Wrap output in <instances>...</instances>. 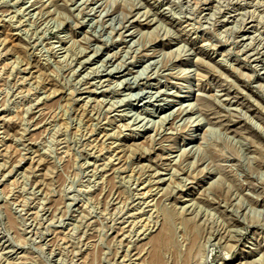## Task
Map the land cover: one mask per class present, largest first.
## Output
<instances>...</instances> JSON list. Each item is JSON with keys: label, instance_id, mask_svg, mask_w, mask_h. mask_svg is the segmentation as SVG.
Returning a JSON list of instances; mask_svg holds the SVG:
<instances>
[{"label": "rangeland", "instance_id": "1", "mask_svg": "<svg viewBox=\"0 0 264 264\" xmlns=\"http://www.w3.org/2000/svg\"><path fill=\"white\" fill-rule=\"evenodd\" d=\"M0 264H264V0H0Z\"/></svg>", "mask_w": 264, "mask_h": 264}, {"label": "bare ground", "instance_id": "2", "mask_svg": "<svg viewBox=\"0 0 264 264\" xmlns=\"http://www.w3.org/2000/svg\"><path fill=\"white\" fill-rule=\"evenodd\" d=\"M170 227V226H169ZM159 238V237H158ZM164 238V237H163ZM168 240V239H167ZM157 241V240H156Z\"/></svg>", "mask_w": 264, "mask_h": 264}]
</instances>
